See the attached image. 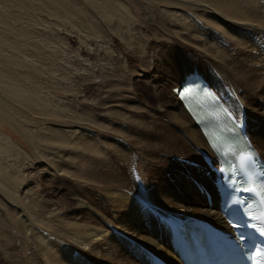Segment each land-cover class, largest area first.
<instances>
[{
  "label": "bare ground",
  "instance_id": "6f19581e",
  "mask_svg": "<svg viewBox=\"0 0 264 264\" xmlns=\"http://www.w3.org/2000/svg\"><path fill=\"white\" fill-rule=\"evenodd\" d=\"M197 1H201V5L205 2L213 11L223 14L221 17L224 21L221 18H216V21L226 25L218 32L223 39L226 37L225 42L240 47H236L240 51V57L236 58L230 55L231 48L228 46H225L228 48L226 51L217 43L218 46L214 44V49L207 46L201 49L191 45L193 48L190 50L195 53V57L199 56L198 60L209 63L214 68L210 73L200 70L199 74L211 85L233 115L245 124L252 144L264 158V0ZM86 2L96 8L112 30H116L113 0ZM30 4L25 1L22 4L21 0H0V123L4 120L11 123L33 151V155H30L0 128V257L3 263L150 264L154 254L172 264H179L165 245L168 236L166 220L182 222L185 218H198L216 225L222 223L219 212L207 207L205 196L198 189L202 186L213 190L214 176L207 164L212 154L205 137L175 92L188 74L198 70L182 66L179 73L177 71L180 68L168 70L165 77L169 84L165 85L163 82L167 98H162L158 91L154 93L156 115L144 131L140 126L135 128L116 109L115 106L122 105L119 101L116 104V96L110 97V92L107 96L115 100L108 101L110 98L107 100L106 97H101L95 102L92 100L93 103L86 101L88 109L89 106L94 107L86 113L93 115L71 117L68 128H64V131L42 121L36 123L27 114L20 113L19 109L17 111L11 103H7L8 100L15 102L37 116L41 114L47 118L55 117L51 111L46 110L52 103L51 97L49 99L45 96L46 99H43L40 94L20 83L16 78V71L9 69L14 63H17L18 70L19 67L29 68V60L23 55L25 47L29 45L26 32L18 31L13 26L17 35L5 37L4 31L10 27L9 21H16V18L21 19L33 13V6ZM120 5L123 7L122 3ZM6 7L15 8L11 14L15 18L7 16L11 10L7 12ZM172 15L176 17L175 13ZM179 20L175 22L179 23ZM212 22L211 24L214 23ZM233 25L240 28H234ZM217 27H214L216 31L220 30L221 27ZM34 68L38 69L37 66ZM89 70L87 69V73ZM53 72L54 70L52 74ZM91 77L86 78L89 80L86 81L88 86L95 83L96 77ZM152 81L156 82L153 76ZM133 106L131 105L132 108ZM110 107L112 108L109 109ZM105 108H108L106 114H98ZM49 109L52 110L51 107ZM116 123L123 126V130L117 128ZM125 130H130L131 135ZM145 134H148L146 138ZM146 147L154 151L157 157H147L144 153ZM169 158L179 161L182 159L193 169L194 178H191V182L197 190L194 192V188L190 186V196L180 192L176 197L168 198L146 187L149 181L145 177L144 167H159L167 164ZM122 167L126 172H132V180L128 181V186L127 181L117 176ZM133 168L138 169V172L133 173ZM47 175L50 180L43 179ZM46 181L49 184H45ZM40 182L43 184L37 188ZM110 182L114 183L112 189ZM142 183L147 193L141 190ZM94 189H103V192L98 193L110 196L109 205L101 204L99 198L95 199L97 196L93 193ZM146 195L150 201L151 197L159 202L165 200L166 208L161 209L145 201ZM212 201L214 203V199ZM169 210H175L178 217L162 212ZM111 213H114L112 217ZM12 236L14 239L11 241Z\"/></svg>",
  "mask_w": 264,
  "mask_h": 264
},
{
  "label": "rangeland",
  "instance_id": "374dc122",
  "mask_svg": "<svg viewBox=\"0 0 264 264\" xmlns=\"http://www.w3.org/2000/svg\"><path fill=\"white\" fill-rule=\"evenodd\" d=\"M24 1L25 3L30 2L32 4L30 5L33 6V13L30 16L25 15L21 17V19L16 18V21L14 19L13 21H9L10 27L4 31V36L14 37L17 35L13 31V26L18 31L22 30L26 32L29 45L25 47L26 49L23 51V55L29 60V68L19 67L20 69L18 70L17 63H14L9 69L14 72L16 71V78L25 87L40 94L43 99H46L45 96H47V98L51 97V99H49L52 100V103L46 110H49V112L51 111L50 113H53L55 117L52 116L51 118H47L43 115L42 117L41 114L37 116V114L31 113L15 102L8 100L7 103H11V106L15 110L18 111L19 109L20 113L24 115L27 114L26 116L30 117L34 122L52 124L53 127H58L59 130L62 131H64V128H68V122L71 117L81 118L83 115L91 114L89 112L87 114L86 112L90 111V109L93 110L94 107L89 106L90 109H88V103H86V101L93 103L101 97L109 99L115 96L116 100L111 98L107 100H115L116 104L120 102L122 106L120 107L117 105L115 106L116 109H119L135 128L140 126V129L147 130V126L153 120V116L156 115V106L153 103L154 93L158 91L162 98H167L163 82H167L165 76L168 70H175V68L178 69L182 66L194 67L198 70L194 72L198 73H200V70L208 73H210L209 71H213L214 68L211 67L209 63L198 60L199 56L195 57V53L193 54V51L190 50L193 48L191 45L201 49L205 46L214 49L218 46L217 44H219V46H222L226 51L230 47L231 49H229V51L231 53L229 51L228 53L233 57H240V47L225 42L226 37L223 39L222 35L219 33L226 24L216 21V18L222 19L221 16H223V14L213 11L214 9L205 2H202V6L199 4L201 1L197 0H113V8L116 11V17L113 18V21L117 28L116 30H112L105 18L100 15L95 7L87 3L86 0ZM24 1L21 0L22 4ZM118 1L123 4V7H121ZM7 9L6 7V10ZM9 10H11V12ZM14 10L15 8H9L7 10V12L9 11L7 16L15 18L11 15L14 13ZM173 13L176 14V17L172 15ZM198 13L200 14L198 15ZM166 14L169 15V17ZM183 18H185V20ZM178 20L179 23H182H180L181 25L176 23ZM222 20L224 21V19ZM211 22L213 24H211ZM175 23L180 26L175 25ZM116 24L119 25L117 26ZM183 25L185 28L182 27ZM216 25L221 27L220 30L217 29L216 31L214 28L217 27ZM233 27L237 29L240 28V26L237 27L234 25ZM252 36H254V33H252ZM225 46H228V48ZM199 54L201 55V53ZM110 55L112 57H110ZM50 62H54L55 64H50ZM35 66H37L38 69L34 68ZM49 68L54 70L53 74L52 70H49ZM23 69H25L28 74ZM87 69H90L89 72H91V74H88L89 72L87 73ZM21 70L23 74L25 73V76L22 74ZM37 70H40V72ZM180 70L181 68L177 72H181ZM89 76H92L91 79H93V77L96 78L94 79L95 83H92V85L89 84L88 86L86 81H89L87 80ZM152 76L156 82L152 81ZM148 80H150L151 83ZM167 84L169 83L165 85ZM36 85L39 87H36ZM107 93H109L110 97H108L109 95ZM41 94H44V97ZM53 95L55 97H53ZM125 103L130 105L128 106ZM146 103H148V105H146ZM131 105H134V109ZM50 107L52 110L49 109ZM127 107L129 110H126ZM74 108L78 109L74 110ZM111 108L112 107L109 109ZM107 109L108 108L102 109L98 114H106ZM80 110H84V114ZM146 110L148 112H146ZM62 111L64 112L62 113ZM62 115L64 116L62 117ZM260 117L262 116L260 115ZM141 120L142 122H140ZM116 125H118L117 128L120 127V129L123 130V126H119V123H116ZM0 128H2V130L4 129V132L22 149L28 151L30 155H33L32 147L11 123L4 120L3 123H0ZM125 131L131 135L130 130ZM147 135L148 134H145V138ZM149 150L150 148L146 147L144 150L145 155L147 154V157L149 155H154L156 158L157 154ZM190 168L191 166H188L187 162L182 159L179 161L175 158H169L167 164L159 165V167H144L145 177H147V181H149L146 187L149 190L155 191L158 195L168 198L176 197L180 192L190 196V186L194 188V192L197 190L191 182V178H194V176L193 169ZM123 169V167L119 168L117 176L127 181L126 185L128 186V181L132 180V172H126ZM133 171H135L133 173H136L138 169L133 168ZM127 173L129 174L127 175ZM33 176L35 177V175ZM43 179L50 180V176H44ZM41 183L43 184V182H40L37 188L42 186ZM47 183L49 184V182L46 181L45 184ZM113 185L114 183L110 182L109 186L111 189ZM142 185L143 188L141 190L146 192L143 183ZM98 192H103V189L101 191L94 189L93 193L97 196L95 199L99 198L101 204L109 205L111 201L110 196L102 193L99 194ZM59 196L62 197L61 195ZM145 201L150 202L154 206L157 205L159 208L161 207V209L166 208L165 200L159 202L151 197L150 201L146 195ZM174 211L175 210L162 212L178 217ZM113 215L114 213H111V217ZM13 239L12 236L11 241ZM0 264H4L1 257Z\"/></svg>",
  "mask_w": 264,
  "mask_h": 264
}]
</instances>
